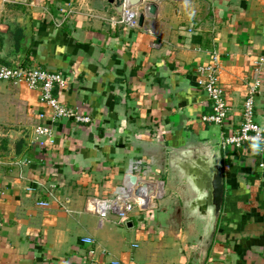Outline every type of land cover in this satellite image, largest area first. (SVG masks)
<instances>
[{
  "label": "crops",
  "instance_id": "0c3cea01",
  "mask_svg": "<svg viewBox=\"0 0 264 264\" xmlns=\"http://www.w3.org/2000/svg\"><path fill=\"white\" fill-rule=\"evenodd\" d=\"M138 5L143 24L128 28L111 23L119 13L106 0H0V64L58 72L67 81L54 95L90 118L50 121L38 89L0 81V264H89L85 237L106 249L99 264H264V146L221 148L222 208L204 260L191 247L197 224L169 210L181 187L146 156L160 136L214 142L238 128L251 62L264 57V0ZM213 59L228 105L222 125L202 118L211 101L195 75ZM254 116L264 129V68ZM138 169L166 182L158 210L127 227L85 209L87 196L114 194Z\"/></svg>",
  "mask_w": 264,
  "mask_h": 264
},
{
  "label": "built area",
  "instance_id": "2783aa9c",
  "mask_svg": "<svg viewBox=\"0 0 264 264\" xmlns=\"http://www.w3.org/2000/svg\"><path fill=\"white\" fill-rule=\"evenodd\" d=\"M123 10L116 16H111L110 21L114 25L128 28L138 27V15L141 12L139 5L129 6L127 1L123 2ZM94 17V14H89ZM56 20L60 25L62 20ZM152 33L151 29H148ZM156 46V43H151ZM216 60L199 64L195 68V75L198 84L211 101V113L202 118L213 124L222 125L227 118L228 105L223 97L222 88L218 84V72ZM264 68V57H254L250 65V78L246 83L245 95L242 102L241 120L234 132L221 137L220 146L238 148L244 144L258 145L260 149L264 146V129L257 123L254 116L255 97L262 86V72ZM0 81H6L11 85L25 83L29 88L38 89L40 92L39 102L48 110L50 121L59 118H71L78 122H89L88 115L82 114L77 108L69 107L59 101L54 95L55 88H64L66 79L58 72L42 69L35 65L0 64ZM38 135L49 138L51 129L44 125H37L34 129ZM132 181L122 183L118 190L106 197L96 198L87 196L85 209L94 213L103 220L115 224H124L132 215L148 214L155 212L166 197V182L162 177L147 175L143 170L138 169L132 174ZM40 205H47V202L40 201ZM87 243V260L89 264H99L98 255H106V249L97 246L94 239L85 237L81 239ZM98 253V255H97ZM112 264H118L113 261Z\"/></svg>",
  "mask_w": 264,
  "mask_h": 264
},
{
  "label": "water",
  "instance_id": "95a60500",
  "mask_svg": "<svg viewBox=\"0 0 264 264\" xmlns=\"http://www.w3.org/2000/svg\"><path fill=\"white\" fill-rule=\"evenodd\" d=\"M112 4L116 11L123 10L124 0H106ZM129 6L138 5L141 0H126ZM146 15L154 16L156 6L149 3L145 6ZM145 14L138 15V26L143 24ZM22 29L23 39L29 40L30 27ZM21 50V49H20ZM20 60L16 63L19 64ZM25 141L27 139L25 138ZM163 137H158L153 150L147 156L148 165L154 166V171L160 174L165 172L173 175L176 183L181 187L183 196L175 199L169 210L173 211L177 221L188 219L195 222L199 234L192 243L202 260L208 254L213 243L217 222L222 208L223 195V165L221 155V141L197 140L189 137L181 140H169L164 144ZM174 208V209H173ZM179 224V223H178ZM127 227L132 226V221H125Z\"/></svg>",
  "mask_w": 264,
  "mask_h": 264
},
{
  "label": "rangeland",
  "instance_id": "374dc122",
  "mask_svg": "<svg viewBox=\"0 0 264 264\" xmlns=\"http://www.w3.org/2000/svg\"><path fill=\"white\" fill-rule=\"evenodd\" d=\"M167 190H168V187H167V185H166V191H167ZM161 205H162V203L160 204V207H161ZM160 207H159V208H160ZM159 208H158V209H159ZM158 209H157V210H158Z\"/></svg>",
  "mask_w": 264,
  "mask_h": 264
}]
</instances>
